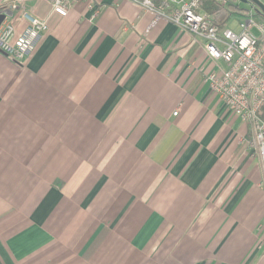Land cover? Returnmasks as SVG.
<instances>
[{"label":"crops","instance_id":"crops-1","mask_svg":"<svg viewBox=\"0 0 264 264\" xmlns=\"http://www.w3.org/2000/svg\"><path fill=\"white\" fill-rule=\"evenodd\" d=\"M14 1L15 37L23 9L48 29L0 54V264H264L260 161L203 41L127 0Z\"/></svg>","mask_w":264,"mask_h":264},{"label":"built area","instance_id":"built-area-1","mask_svg":"<svg viewBox=\"0 0 264 264\" xmlns=\"http://www.w3.org/2000/svg\"><path fill=\"white\" fill-rule=\"evenodd\" d=\"M52 13L65 17L68 6L76 0H47ZM153 15V24L163 20L175 24L196 39L203 41L207 59L216 68L206 73L204 81L209 91L221 101L228 112L249 125L250 147L260 161L264 187V24L256 22V6L247 0L245 11L238 15L239 32L220 27L212 17L199 13L201 0H127ZM227 6L231 0H212ZM22 0H15L9 10L16 11ZM93 9V6H89ZM4 13V12H3ZM98 11L95 10L94 17ZM26 26L18 37L8 18L0 20V54L15 64L35 50L48 26L45 20L21 11ZM256 29L259 35L252 33ZM221 64V65H218Z\"/></svg>","mask_w":264,"mask_h":264},{"label":"trees","instance_id":"trees-1","mask_svg":"<svg viewBox=\"0 0 264 264\" xmlns=\"http://www.w3.org/2000/svg\"><path fill=\"white\" fill-rule=\"evenodd\" d=\"M227 6H221L212 0H201L199 3V13H205L213 18V23L217 26H224L233 15L242 14L245 9L243 5L236 4V0ZM264 4V0H260ZM256 21L264 24V16L257 14Z\"/></svg>","mask_w":264,"mask_h":264},{"label":"rangeland","instance_id":"rangeland-1","mask_svg":"<svg viewBox=\"0 0 264 264\" xmlns=\"http://www.w3.org/2000/svg\"><path fill=\"white\" fill-rule=\"evenodd\" d=\"M245 8V5L243 6ZM239 21V16L238 15H233L226 23V26L231 28L235 33L239 32L238 30V26L237 23ZM257 22V21H256ZM252 33L255 35H259V33L257 32V30L254 28L252 29ZM264 189V187H263Z\"/></svg>","mask_w":264,"mask_h":264},{"label":"water","instance_id":"water-1","mask_svg":"<svg viewBox=\"0 0 264 264\" xmlns=\"http://www.w3.org/2000/svg\"><path fill=\"white\" fill-rule=\"evenodd\" d=\"M242 4H246L247 0H237ZM257 8L256 13L264 16V4L260 0H250Z\"/></svg>","mask_w":264,"mask_h":264}]
</instances>
